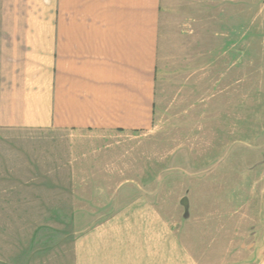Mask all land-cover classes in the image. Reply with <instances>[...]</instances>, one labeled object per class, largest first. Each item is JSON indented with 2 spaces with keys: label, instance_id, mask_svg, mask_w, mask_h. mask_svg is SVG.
Here are the masks:
<instances>
[{
  "label": "rangeland",
  "instance_id": "obj_1",
  "mask_svg": "<svg viewBox=\"0 0 264 264\" xmlns=\"http://www.w3.org/2000/svg\"><path fill=\"white\" fill-rule=\"evenodd\" d=\"M14 2L27 6L0 0V11ZM175 62L161 74L150 132L0 127V264H79L82 239L120 222L96 212L138 196L164 217L165 264L264 262V0H245L239 118H173ZM152 221L119 226L137 234Z\"/></svg>",
  "mask_w": 264,
  "mask_h": 264
},
{
  "label": "crops",
  "instance_id": "obj_2",
  "mask_svg": "<svg viewBox=\"0 0 264 264\" xmlns=\"http://www.w3.org/2000/svg\"><path fill=\"white\" fill-rule=\"evenodd\" d=\"M24 2L0 11V127L150 132L170 59L173 118L240 117L245 0ZM220 97L227 106L214 109ZM112 203L96 217L120 222L94 230L92 244L82 239L79 264H165L164 217L152 201ZM141 219L153 220L150 232L119 226ZM244 251L236 258L245 262Z\"/></svg>",
  "mask_w": 264,
  "mask_h": 264
}]
</instances>
